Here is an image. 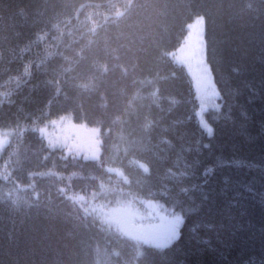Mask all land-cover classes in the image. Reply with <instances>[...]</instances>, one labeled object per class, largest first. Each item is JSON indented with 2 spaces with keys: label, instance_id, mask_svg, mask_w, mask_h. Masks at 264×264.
Wrapping results in <instances>:
<instances>
[{
  "label": "trees",
  "instance_id": "trees-1",
  "mask_svg": "<svg viewBox=\"0 0 264 264\" xmlns=\"http://www.w3.org/2000/svg\"><path fill=\"white\" fill-rule=\"evenodd\" d=\"M197 16L211 134L171 57ZM58 118L99 157L51 147ZM0 131V264H264V0H0ZM162 216L170 244L129 234Z\"/></svg>",
  "mask_w": 264,
  "mask_h": 264
},
{
  "label": "rangeland",
  "instance_id": "rangeland-1",
  "mask_svg": "<svg viewBox=\"0 0 264 264\" xmlns=\"http://www.w3.org/2000/svg\"><path fill=\"white\" fill-rule=\"evenodd\" d=\"M187 33L182 43L171 53L172 59L179 65H182L189 74L196 97L198 100L197 120L200 126L211 134L212 120L219 109L218 93L213 82L211 69L206 58L205 42H204V19L197 16L187 24ZM58 118L48 123L43 132L47 142L51 147L64 146L67 151L76 154H84L92 157L100 155V139L97 129L94 127L77 124L66 118ZM50 126V128H49ZM5 133L0 131V152L7 141L4 137ZM110 170L119 172L118 168L111 167ZM134 211L133 213H136ZM123 211H113L108 213L107 220L113 223L114 218L119 220L123 217ZM179 219V220H178ZM171 219H165L163 216L159 221L152 219L145 229L139 227L135 219H130L133 230L129 232L132 237L146 236L144 243L153 246L162 247L170 244L178 234V226ZM108 222V223H109ZM113 226V225H112ZM118 231L122 232L121 226H114ZM123 232H126L125 228ZM139 230V235L135 231ZM150 234V235H149ZM156 243V244H155Z\"/></svg>",
  "mask_w": 264,
  "mask_h": 264
},
{
  "label": "bare ground",
  "instance_id": "bare-ground-1",
  "mask_svg": "<svg viewBox=\"0 0 264 264\" xmlns=\"http://www.w3.org/2000/svg\"><path fill=\"white\" fill-rule=\"evenodd\" d=\"M50 128V127H49Z\"/></svg>",
  "mask_w": 264,
  "mask_h": 264
}]
</instances>
